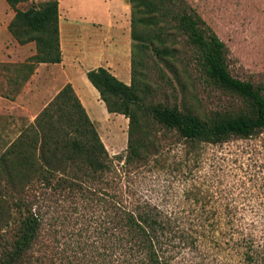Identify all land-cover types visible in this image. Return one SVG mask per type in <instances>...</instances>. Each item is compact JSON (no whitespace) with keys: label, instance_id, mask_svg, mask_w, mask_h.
<instances>
[{"label":"trees","instance_id":"trees-1","mask_svg":"<svg viewBox=\"0 0 264 264\" xmlns=\"http://www.w3.org/2000/svg\"><path fill=\"white\" fill-rule=\"evenodd\" d=\"M126 1L130 6V84L101 67L87 71L86 76L108 113L128 119L127 163L144 159L150 148L141 127L143 98L149 89L137 79L138 44L152 47L179 83L183 102L188 98L187 86L170 60L173 51L163 38V29L168 26L187 37L205 82L239 98L246 108L245 113L235 116L201 118L182 105V124L218 140L250 139L264 131V81L253 84L230 74L224 43L184 0ZM4 2L14 13L7 26L9 34L19 45L35 44L36 52L26 64L29 75L34 65L60 63L59 0ZM24 4L29 5L19 8ZM198 149L192 143L186 157H195ZM0 176L18 194L26 186L47 197L64 195L84 201V209L91 210L84 230L92 239L86 245L90 264H264V209L250 213L210 211L199 193H184L186 206L180 201L172 207L168 201L158 205L145 198L124 183V174L69 84L0 156ZM198 204L201 208H196ZM15 206L24 211V217L1 264H25L42 224L33 202L25 205L18 200ZM71 211L77 213V206Z\"/></svg>","mask_w":264,"mask_h":264},{"label":"rangeland","instance_id":"rangeland-1","mask_svg":"<svg viewBox=\"0 0 264 264\" xmlns=\"http://www.w3.org/2000/svg\"><path fill=\"white\" fill-rule=\"evenodd\" d=\"M184 1L224 43L230 74L242 81L262 83L264 0ZM76 2L61 0L60 14L63 16L64 10L69 12L66 17L69 22L62 19L65 25L79 24L70 23V12ZM13 15L4 0H0V156L51 101V97L38 99L40 85L47 88L45 76L53 72L46 69L48 66L38 70L35 88L30 94L29 88L24 89L30 76L26 64L36 49L33 42L19 45L9 34L7 26ZM163 38L173 51L174 57L170 60L187 86L188 98L183 102L179 83L154 55L152 47L138 44L140 67L136 68L137 79L141 84L146 83L149 89L144 95L141 112V127L150 144L147 156L127 163L128 119L124 116L112 114L110 120L95 124L107 152L124 174V183L158 205L168 201L172 207L180 201L186 206L184 193H199L205 197V209L210 211L226 209L250 213L264 209L261 203L264 196V131L250 139L228 137L218 140L185 127L182 105L201 118H214L220 114L235 116L245 113L246 108L239 98L205 82L195 62L193 47L182 32L168 26L163 29ZM37 67L38 64L33 69ZM192 143L199 149L195 157L187 158L186 151ZM20 193L0 176V264L24 217V211L15 206L18 200L25 205L33 202V210L42 219L36 241L24 258L25 264H90L91 255L86 245L92 239L87 238L89 233L84 230L91 210L84 209L85 202L72 196L47 197L26 186ZM74 205L78 208L77 213L71 211H74ZM196 208L201 207L198 204ZM78 246L83 249L79 250Z\"/></svg>","mask_w":264,"mask_h":264},{"label":"crops","instance_id":"crops-1","mask_svg":"<svg viewBox=\"0 0 264 264\" xmlns=\"http://www.w3.org/2000/svg\"><path fill=\"white\" fill-rule=\"evenodd\" d=\"M72 9L70 23L65 25L68 11L62 12L59 0V44L61 62L38 64L24 84V89L35 88L41 66H48L52 74L45 76L48 87L40 85L38 99L51 100L67 84L81 102L90 120L98 125L110 120L99 93L88 81L89 70L104 68L126 85L131 80L130 7L126 0H77ZM63 17V18H62ZM35 53V52H34ZM32 53L30 56H33ZM45 68V67H43Z\"/></svg>","mask_w":264,"mask_h":264}]
</instances>
